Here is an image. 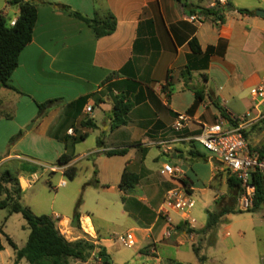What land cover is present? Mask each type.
Instances as JSON below:
<instances>
[{
	"label": "crops",
	"instance_id": "obj_1",
	"mask_svg": "<svg viewBox=\"0 0 264 264\" xmlns=\"http://www.w3.org/2000/svg\"><path fill=\"white\" fill-rule=\"evenodd\" d=\"M27 1L38 4V20L32 43L21 53L19 67L10 81L15 90H0V168L12 160L28 162L30 159L21 154L25 147L39 157L49 153L52 158L43 159L51 164L30 160L40 167L36 173L24 171L29 168L24 164L18 170L15 178L25 180L27 187L21 189L28 191L40 172L65 173L68 167L76 168L83 159L91 160L89 163L99 183L96 187L117 191L122 196L124 214L136 220L128 232L136 238L139 257L146 256L151 264H199L200 258H204L205 263H216L214 253L202 255L204 247L198 241L202 230H197L196 221L191 226L184 215L171 212V222L158 224L160 216L156 214L151 224L144 227L141 213L155 212V209L146 204L148 199L140 189L125 193L119 186L125 170L140 176V172L132 170L141 168L146 170L152 185L169 183L170 189L177 187L181 181L163 172L164 165L170 164L181 171L180 178L187 182L192 197L195 191L204 196L211 190L216 191L212 185L214 177L226 176L227 172L216 161H211L210 156L195 150L196 143L190 139L200 135L204 126L224 122L226 127H233L234 118L248 113L254 118L259 115L248 93L264 75V17L257 15L261 6H248L240 0L233 4L230 0L231 6L227 4L222 8L220 19L204 16L199 11L190 14L185 8V5H192L214 9L216 0ZM60 6H68L89 19L106 20L113 16L117 22L116 31L96 38L86 24L64 14ZM6 8L7 11L0 15L8 21L17 20L19 8L14 10L8 0ZM12 13L15 17L10 19ZM192 41L198 43L199 52L192 49ZM85 97L88 101L82 110L72 106ZM122 99L130 106V111L126 124L113 129V109ZM52 100L58 102L39 120L38 105ZM239 105L244 111L238 110ZM87 107L92 108L90 114L86 113ZM179 115L186 116L189 121L182 130L175 131ZM84 118L93 120L96 128L83 129ZM85 132L88 138L95 134L103 137L95 148L82 154H75V146L72 162L58 166V159L70 154L71 145L68 147L64 140ZM19 133H22L21 138L12 144ZM246 134L251 148L257 149L264 142V120L247 129ZM162 142L171 143L170 152L160 145ZM124 149L127 150L124 156L107 155L110 151ZM153 150H158L151 156L157 169L146 166ZM191 150L203 157L193 158ZM191 159L206 162L208 171L200 187L192 178L193 174L199 177L198 165L186 169ZM143 180L140 178L141 184ZM7 188L13 187L8 185ZM0 196L6 198L5 194ZM59 219L55 215L54 220ZM62 220L65 224L71 223L72 234L78 236L73 242L87 235L99 238L94 242L97 246L106 241L89 215L75 216L73 221ZM186 225L193 229L190 234L187 230L180 232ZM2 245L5 251L6 244ZM147 245L150 253L141 254L140 248ZM214 247L218 249L217 244ZM0 264L4 263L0 260Z\"/></svg>",
	"mask_w": 264,
	"mask_h": 264
},
{
	"label": "rangeland",
	"instance_id": "obj_2",
	"mask_svg": "<svg viewBox=\"0 0 264 264\" xmlns=\"http://www.w3.org/2000/svg\"><path fill=\"white\" fill-rule=\"evenodd\" d=\"M242 3L250 6L260 5L262 9L259 11L264 12V0H240ZM209 1L204 4H208ZM233 4H238L237 0H233ZM7 0H0V12L7 11ZM16 9L15 7L13 8ZM9 13H10V9ZM15 17L14 13L9 14V18ZM248 98L251 100L250 91ZM239 111H244V107L239 105ZM85 119V118H84ZM100 136L95 134L88 138L83 143L80 142L76 145V155L88 152L92 148L96 147L97 141L101 139ZM19 139L11 141L12 144H16ZM70 154H72L73 148L70 146ZM191 148L189 147V150ZM21 153L28 157L31 161H42L44 165L51 161H45L43 158L49 157L50 154L46 153L44 157H39L36 153L25 147ZM195 150L210 156L199 144H196ZM158 153V150H153L150 159L146 163L148 168L157 169L158 166L152 161V157ZM30 160L27 162H19L12 160L6 162L0 168V174L9 171L14 177L20 170L21 165L27 167H36L39 169V165L31 163ZM167 160V158H166ZM91 160L83 159L76 166L77 175L71 180L65 173L57 172L54 174L42 173L38 174L37 180L31 186L28 191H22L20 194V203L29 208L36 216H49L54 217L58 215L61 219L55 220L60 233L65 234L66 239L74 241L77 235H73V227L71 223H63V218H68L73 221L75 216H91L94 226L97 230L101 231V236L105 238V242L101 246H97L94 242L98 241V237L94 238L88 236L86 239L91 241L95 245V250L88 256L86 262L89 264H151L149 258L139 257L136 245L133 248H127L123 246L118 238L126 235L133 227L136 222L135 219L129 218L124 214V207L122 202V196L117 191H110L108 188L96 187L95 185L96 172L92 169ZM168 161V160H167ZM172 164V163H171ZM206 162L203 160H190L187 161L186 169L190 170L191 167L198 165L199 177H195L193 174L196 186H201L200 181L206 176L208 169L206 168ZM133 172H140V178L144 179L136 189H140L142 195L148 199L146 204L151 205L155 212H142L141 222L144 227H147L154 220L155 215H159V209L163 202L166 192L170 189L169 183H155L152 185L147 178L146 170L133 169ZM131 172V171H130ZM147 178V179H146ZM228 174L217 175L214 177L213 187L216 191H209L208 195L204 196L199 191H195L193 199L195 200V208L191 211V218L196 221L197 230L201 231L199 234L198 241L201 242L204 249L202 255L208 256L215 254L217 256V262L214 264H262L264 258V206L257 210L240 211L237 207V202L233 204L231 198H229L228 185H227ZM62 181L66 182L65 187H60ZM20 187L25 189L27 183L25 180H18ZM169 186V188H168ZM19 187V186H16ZM14 189V188H12ZM216 198L214 201V195ZM140 195V194H139ZM224 197V198H223ZM5 196H0V201L4 200ZM133 207V205L131 203ZM233 206V207H232ZM226 207L234 208V212L223 216L217 220V224L211 229H207L209 222V214H219ZM6 221V222H5ZM167 222L166 217L160 216L158 224L162 225ZM5 225V227H3ZM66 225V226H65ZM159 225V226H160ZM136 226V225H135ZM3 228L4 232L19 249H22L29 238L30 230L27 226V222L22 214H10L9 209H0V230ZM63 230V231H62ZM187 230L190 234L193 229L189 225L182 228L183 232ZM94 233V232H92ZM229 233V237L226 234ZM1 243H5L7 249L0 252V260L4 264H15L16 254L15 251L7 243L6 237L0 233ZM101 237V238H102ZM218 245V249L214 245ZM104 250L109 263H106L102 256L99 255L101 250ZM139 252L143 255L150 253V246H143ZM187 258V257H186ZM108 260V259H107ZM77 260H72L71 264H86ZM18 264H29L25 260H22ZM196 264H198L196 262ZM199 264H212L210 262H200Z\"/></svg>",
	"mask_w": 264,
	"mask_h": 264
},
{
	"label": "trees",
	"instance_id": "obj_3",
	"mask_svg": "<svg viewBox=\"0 0 264 264\" xmlns=\"http://www.w3.org/2000/svg\"><path fill=\"white\" fill-rule=\"evenodd\" d=\"M177 2H186L188 0H175ZM203 1V0H199ZM8 4L13 7L19 8V16L14 26H11L13 20L8 21L4 16L0 15V90L2 88H10V81L12 75L19 67L20 55L24 49L32 43L34 29L38 20V4L33 1L27 0H8ZM217 7L214 9H206L202 7H194L192 5H185V8L190 14L199 11L204 16H216L222 19L220 14L223 9L219 5V0H216ZM228 6H231L228 2ZM60 11H62L67 16L74 19L82 21L86 24L92 32L95 34L96 38H102L109 36L116 31L117 22L113 16H109L106 20H101L98 18L89 19L84 17L82 14L73 11L68 6H60ZM241 13L254 14L248 10H240ZM191 47L195 52H199L200 48L198 43L195 41L191 42ZM199 96V94H198ZM88 98H82L78 101L72 103V106H78L82 110L86 105ZM58 100L48 101L43 104H39L38 119L44 117L46 112L56 103ZM130 111V106L125 103V101L119 100L113 109V123L112 128L116 129L120 126L126 124V116ZM223 115L227 118L225 113ZM233 126H237L236 123L231 121ZM81 126L85 130H92L96 128V124L93 120L85 118L81 122ZM246 137L247 134L245 133ZM22 133L15 136L12 141L20 139ZM88 138V133L77 135L76 137H67L64 141L68 145L74 148L78 143L84 142ZM70 144V145H69ZM101 142H98L100 145ZM70 148V147H69ZM257 151L264 155V142L257 148ZM127 154V150H116L107 153L108 156H124ZM190 156L196 159H200L203 156L198 152L190 151ZM73 160V156L69 153L62 155L58 161L57 165L64 167L69 165ZM36 167H29L24 169V171L34 174L37 172ZM65 174L73 180L77 175V169L75 167H68L65 170ZM140 182L139 175L131 173L127 170L124 171L122 176V181L119 188L127 193L132 191ZM182 184L185 186L187 182L181 180ZM252 183L257 187V193L254 200V209L257 210L264 206V176L260 174H254L252 176ZM98 181H95V185H98ZM12 185L14 189H8L7 186ZM229 198H231L233 204H235L241 194L240 183L234 177L228 175L227 178ZM19 186V187H16ZM22 189L18 180L7 170L0 174V195L5 194L6 198L0 201V209H9L10 214H22L27 222V226L30 230V235L26 245L19 249L16 244L0 231L2 235L6 237L7 243L15 251L16 261L18 264L22 260H25L29 264H71L72 260H77L81 262H86L88 256L95 250V245L93 242L86 239H80L75 242H69L59 231L56 221L49 216H36L33 212L23 206L20 203V194ZM224 198V197H223ZM233 207V206H232ZM226 207L219 214L211 213L209 214V222L207 224V229H211L217 224V220L223 216L234 212V208ZM192 232V231H190ZM4 251V247L1 243L0 238V252ZM198 255V251L195 250ZM99 255L103 258H108L105 251L102 249ZM199 256V255H198ZM204 258H200V262H204ZM106 263H109V259Z\"/></svg>",
	"mask_w": 264,
	"mask_h": 264
},
{
	"label": "built area",
	"instance_id": "obj_4",
	"mask_svg": "<svg viewBox=\"0 0 264 264\" xmlns=\"http://www.w3.org/2000/svg\"><path fill=\"white\" fill-rule=\"evenodd\" d=\"M228 0H219L221 8L226 7ZM217 7V5H216ZM195 21H202L201 18H192ZM17 20L11 22L14 26ZM251 101L254 109L259 111L257 117H252L250 113L232 119L237 126L226 127L225 123L212 126H204L202 133L190 139L191 142L199 144L209 155L211 161H216L221 168L231 177L238 180L241 187V194L237 200V207L240 211H250L254 209V200L257 187L252 183V176L260 174L264 176V155L251 148L245 135L247 129L253 127L258 121L264 120V75L260 82L250 91ZM92 112L91 107L86 108V113ZM189 119L184 115H179L174 125L175 131H180L188 123ZM72 132V130H71ZM171 143L162 142L160 145L171 150ZM164 174L176 178L179 182L181 171L170 164L163 167ZM60 187H65L66 182H61ZM190 187L180 182L179 186L167 191L163 203L159 209V216L166 217L169 222L171 212L184 215L185 220L193 226L195 220L190 213L195 208V200L190 193ZM118 241L127 248H133L136 238L132 232L120 236ZM264 260V259H263Z\"/></svg>",
	"mask_w": 264,
	"mask_h": 264
},
{
	"label": "water",
	"instance_id": "obj_5",
	"mask_svg": "<svg viewBox=\"0 0 264 264\" xmlns=\"http://www.w3.org/2000/svg\"><path fill=\"white\" fill-rule=\"evenodd\" d=\"M228 1H230V0H228ZM257 15H259L261 17H264V12L263 11H257ZM103 260L106 262L107 261V258H104Z\"/></svg>",
	"mask_w": 264,
	"mask_h": 264
},
{
	"label": "bare ground",
	"instance_id": "obj_6",
	"mask_svg": "<svg viewBox=\"0 0 264 264\" xmlns=\"http://www.w3.org/2000/svg\"><path fill=\"white\" fill-rule=\"evenodd\" d=\"M66 226V225H65ZM63 231V230H62ZM64 233V232H63Z\"/></svg>",
	"mask_w": 264,
	"mask_h": 264
}]
</instances>
